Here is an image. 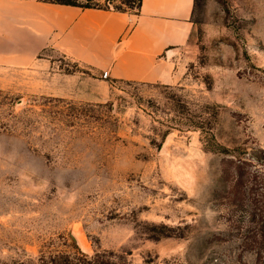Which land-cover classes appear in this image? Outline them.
<instances>
[{"label":"rangeland","instance_id":"374dc122","mask_svg":"<svg viewBox=\"0 0 264 264\" xmlns=\"http://www.w3.org/2000/svg\"><path fill=\"white\" fill-rule=\"evenodd\" d=\"M193 19L176 82L100 102L49 92L86 72L58 54L0 67V264H264V0Z\"/></svg>","mask_w":264,"mask_h":264},{"label":"crops","instance_id":"0c3cea01","mask_svg":"<svg viewBox=\"0 0 264 264\" xmlns=\"http://www.w3.org/2000/svg\"><path fill=\"white\" fill-rule=\"evenodd\" d=\"M195 1L140 0L137 11L120 12L0 0V67L26 68L42 53L54 63L51 54H58L86 72L58 70L49 92L87 102L102 101L114 81L174 83L175 56L195 26Z\"/></svg>","mask_w":264,"mask_h":264},{"label":"trees","instance_id":"16d2710c","mask_svg":"<svg viewBox=\"0 0 264 264\" xmlns=\"http://www.w3.org/2000/svg\"><path fill=\"white\" fill-rule=\"evenodd\" d=\"M42 1L79 6L83 8L113 9L115 11H120V12L137 11L140 6V0H137V2H135L134 0H122L119 5H110L111 0H103L104 1L103 3H101L102 0H84V2H80L79 0H42ZM76 254H77L76 257L73 256L70 257V254L66 255L63 258L64 263L59 262L54 257L50 260L51 262L50 264H80V254L83 257H86V255L78 250L76 251Z\"/></svg>","mask_w":264,"mask_h":264},{"label":"water","instance_id":"95a60500","mask_svg":"<svg viewBox=\"0 0 264 264\" xmlns=\"http://www.w3.org/2000/svg\"><path fill=\"white\" fill-rule=\"evenodd\" d=\"M71 237L74 240L75 244L79 247V243H78V240L76 239V237L72 234H71Z\"/></svg>","mask_w":264,"mask_h":264},{"label":"built area","instance_id":"2783aa9c","mask_svg":"<svg viewBox=\"0 0 264 264\" xmlns=\"http://www.w3.org/2000/svg\"><path fill=\"white\" fill-rule=\"evenodd\" d=\"M106 76H107V73L104 72V73L102 74V77H103V78H106Z\"/></svg>","mask_w":264,"mask_h":264}]
</instances>
